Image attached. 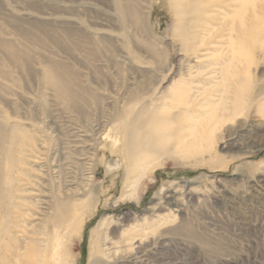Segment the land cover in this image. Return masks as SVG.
<instances>
[{
  "label": "rangeland",
  "instance_id": "1",
  "mask_svg": "<svg viewBox=\"0 0 264 264\" xmlns=\"http://www.w3.org/2000/svg\"><path fill=\"white\" fill-rule=\"evenodd\" d=\"M258 1L250 7L249 19L256 27L247 44L260 62L257 47L264 44V2ZM139 4L146 26L125 31L118 29L116 13L97 0H0V120L1 115L8 116L28 129L22 148L32 155L48 149L41 157H49L56 151L63 163L71 156L75 163L67 168H73L75 187L82 186V174L90 175L86 195L74 198L80 213H88L71 244L79 264H87L92 230L107 212H128L146 231L134 264H264V113L256 111V103L216 128L214 155L200 150L209 142L208 125L188 121L184 125L197 130L192 133L196 137L186 140L185 157L181 148L173 149L136 186L123 184V163L112 145L117 124L110 120L121 83L136 76L129 69L131 62L137 66L152 59L146 47L161 50L163 66H176L178 59L170 1L140 0ZM214 16L223 19L220 13ZM93 27L102 35L90 40L87 32ZM110 32L125 35L114 44L122 69L107 61L114 46L94 42ZM219 33L206 43L225 42ZM8 48L17 50V57L10 56ZM52 63L71 74L67 76L85 104L81 113L47 85L44 73ZM250 73L253 95L264 85V63L253 65ZM214 88L208 87L204 94ZM90 93L100 96L99 101ZM96 125L100 128L93 134ZM97 201L108 206H99L91 215ZM115 201L120 205L113 206Z\"/></svg>",
  "mask_w": 264,
  "mask_h": 264
},
{
  "label": "bare ground",
  "instance_id": "2",
  "mask_svg": "<svg viewBox=\"0 0 264 264\" xmlns=\"http://www.w3.org/2000/svg\"><path fill=\"white\" fill-rule=\"evenodd\" d=\"M97 1L116 13L118 29L130 31L133 27L146 26L141 16L140 0ZM169 1L174 17L172 29L177 65H161L164 62L161 50L155 45L146 47L145 51L152 59L137 66L131 62L129 69L136 76L123 78L120 98L115 100L112 107L114 112L110 115L113 124H117L113 150L123 163V184L127 187L136 186L140 177L161 165V159L168 156L166 154L171 150L181 148L184 155L186 140L195 136L192 133L196 129L184 123L194 121L208 125L206 135L209 142L205 147L201 145L200 150H206L212 156V137L217 127L226 121L232 122L237 113L250 109L254 103L256 111L264 113V85H260L251 95L254 82L250 73L253 65L264 63V44L257 47L260 62L252 55L250 44H247L251 31L256 27L255 22L252 25L249 19L251 4L255 6L256 2ZM105 12L108 13V10ZM255 12L253 19L257 20ZM216 13L222 14L223 19L218 21L214 16ZM97 30L91 28L87 32L90 40L102 35ZM217 31L221 32L220 38L226 37V41L215 46L208 45L206 40ZM103 35L97 37L100 39L94 38V42L108 44L110 48L114 46L107 61L121 68L122 59L116 58L118 48L114 44L123 40L124 33ZM59 44L63 45L62 40ZM7 52L17 57V50L8 48ZM122 57L126 58V55ZM204 70L207 71L201 75ZM67 75H71L69 71L52 63L45 69L44 79L62 101L81 113L84 101L77 95L76 83ZM210 86L215 88L204 94ZM98 97L93 98L99 101ZM1 118L0 264H79L71 252V244L73 236L80 234L84 227L88 213H80V205L74 198L86 195L84 186L90 175L85 177L82 174V186L75 187L73 168H67L75 163L71 156H66L68 162L63 163L56 151L49 157H41L48 149L32 155L22 148L23 135L27 134L28 129L8 116L1 115ZM99 128L96 125L93 134ZM172 141L174 145L171 147ZM171 201L178 200L172 198ZM119 205L118 201L113 203L115 207ZM99 206L106 208L108 205L97 201L95 209L90 211L91 215L98 211ZM137 221L128 212L101 215L92 230L91 236L94 238L90 240L87 264H134L137 253L143 248L146 232L137 225ZM104 229L107 232L100 237Z\"/></svg>",
  "mask_w": 264,
  "mask_h": 264
}]
</instances>
